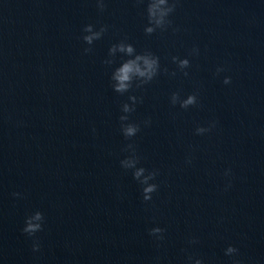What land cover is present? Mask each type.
I'll return each instance as SVG.
<instances>
[{"label":"water","instance_id":"1","mask_svg":"<svg viewBox=\"0 0 264 264\" xmlns=\"http://www.w3.org/2000/svg\"><path fill=\"white\" fill-rule=\"evenodd\" d=\"M104 3L0 0V264H264V0H179L151 34L147 0ZM89 23L107 26L92 45ZM122 40L158 56L160 71L120 94L111 76L128 57L109 48ZM175 91L198 104L172 105ZM131 95L140 131L129 140L119 117ZM128 143L138 166L159 170L150 201L121 167ZM37 210L43 228L29 236Z\"/></svg>","mask_w":264,"mask_h":264},{"label":"clouds","instance_id":"2","mask_svg":"<svg viewBox=\"0 0 264 264\" xmlns=\"http://www.w3.org/2000/svg\"><path fill=\"white\" fill-rule=\"evenodd\" d=\"M179 0H147V17L148 24L145 27V33L151 34L156 29L165 30L172 21L169 19L171 13L176 9L177 3ZM97 6L100 11H103L106 7L104 0H97ZM107 31V26L102 25L98 30L94 28V25L89 23L86 24L83 28L85 33L82 37L83 41L88 45H92L95 40H98L102 37L104 32ZM85 52H90L91 48H85ZM123 53L128 58L123 60L118 67H116L113 72L111 79L113 81L112 87L115 92L123 94L133 87V81H138L136 87H140L143 84L151 82L154 77L160 71L159 57L153 54L151 51H145L143 53H137L135 47L131 43L125 41H120L119 43L113 44L109 48V57H114L115 54ZM135 54V55H133ZM190 55H199V48L193 47ZM172 61L177 64V66L184 70L190 66V61L187 57L179 58L177 56L172 57ZM105 64H112V59H106ZM225 71L222 66H218L216 69V74ZM167 72V69H165ZM175 75V72L172 73ZM184 75L187 76L188 72L184 71ZM231 82L230 76H224L223 83L229 84ZM129 100L132 101V104L123 103L121 110L124 113L119 117L121 121L120 130L124 135L125 139H131L140 131V124L129 121V113L135 110V104L138 102V98L135 95L129 96ZM139 102H142V98ZM170 102L172 105L179 104L183 109H188L190 106H196L198 104V95L193 92L188 94L185 98L181 97L179 91L171 93ZM146 126L151 124V119L148 118L143 122ZM215 121H210L208 126L198 125L195 128V133L202 135L210 132L215 127ZM123 151L127 152L123 159H121V167L126 170H132L133 178L139 182L141 185L142 198L145 202L152 199V194L158 191L159 185L154 182L156 177L159 174L158 169L148 170L140 165L141 157L137 152L136 146L133 143H128L124 146ZM186 162L191 163V157H186ZM230 170L225 171V175H228ZM15 196H19V193H13ZM44 215L41 211L37 210L33 214L29 215L25 219V226L22 231L29 236H34L35 233L41 231L43 228ZM166 229L159 226H155L149 229V235L154 237L155 240L161 241L164 239V232ZM190 243H196V239L192 238ZM39 243H33V250H39ZM238 253V249L229 245L225 249V255L233 256ZM189 261H192L193 258L191 255L188 257ZM194 264H203L202 259L196 258ZM233 264H242L238 259L233 260Z\"/></svg>","mask_w":264,"mask_h":264}]
</instances>
